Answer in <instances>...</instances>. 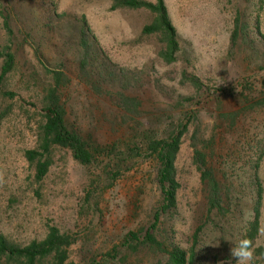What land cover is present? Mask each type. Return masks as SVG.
I'll return each mask as SVG.
<instances>
[{"label":"rangeland","instance_id":"rangeland-1","mask_svg":"<svg viewBox=\"0 0 264 264\" xmlns=\"http://www.w3.org/2000/svg\"><path fill=\"white\" fill-rule=\"evenodd\" d=\"M114 1L0 0V236L25 246L55 225L77 238L70 261L88 264L128 232L148 228L162 203L153 165L88 200L96 171L60 147L47 177L37 180L26 151L40 146L54 82L47 67L58 68L67 80L62 100L69 124L99 142L146 131L163 135L191 112L177 160L178 207L162 217L158 236L189 251L201 228L193 264H237L231 249L247 238L252 264H264V105H254L264 100V39L250 43L242 34L240 46L232 45L238 15L249 34L258 22L264 34V0H165L181 45L172 63L160 57L159 36L143 33L155 15L146 8L113 9ZM10 55L12 67L1 78ZM84 55L87 69L81 68ZM190 75L237 91L246 79L254 88L251 102L210 96ZM119 94L141 102L135 113L122 108ZM196 148L218 173L224 214L208 212ZM125 253L122 264H167V256L148 246ZM0 264H7L5 257Z\"/></svg>","mask_w":264,"mask_h":264},{"label":"trees","instance_id":"trees-1","mask_svg":"<svg viewBox=\"0 0 264 264\" xmlns=\"http://www.w3.org/2000/svg\"><path fill=\"white\" fill-rule=\"evenodd\" d=\"M112 7L113 9L127 7L150 10L155 16L152 22L144 26L143 33L159 36L160 42L164 45L160 51V57L166 63H172L178 59L181 50L179 33L172 22L165 0L154 2L148 0H115ZM249 33L248 27L244 25L243 19L238 15L232 34L233 47L240 46L238 40L242 34L243 39L250 43L264 39L260 22L257 24V32L255 34ZM83 41L87 42L85 36ZM80 62L81 68H86L85 55L80 58ZM12 63L13 56L10 55L1 78L10 71ZM47 70L54 75V82L46 95V122L42 128L41 143L38 149L26 151L28 161L36 165L37 180L42 182L47 177L52 165L53 150L60 147L69 150L74 159L82 165L96 171L90 182L88 200L90 198L97 199L98 196L113 188L128 173L145 165L155 167L158 186L161 191L162 203L155 210L148 228L128 232L121 244L115 245L106 253L95 255L88 264H122L123 254L126 251L125 254L130 250L137 251L141 246H148L167 256V264H193L195 246L201 228L196 232L194 246L189 251L176 244H167L158 236L162 217L178 207V191L181 188V183L177 176V160L184 137L192 123L191 112H185L180 121L163 135L146 131L125 141L99 142L84 136L78 129L69 124L66 106L62 100L63 89L67 85L65 75L58 68L50 69L47 67ZM188 79L196 88H206L210 96H224L240 100L242 103L251 102L248 95L252 93L254 88L246 79H242L243 81L238 83L239 91L235 87H212L205 84L196 75H190ZM119 98L120 105L128 112H134L137 106L141 104L136 98L126 94H119ZM189 100L188 98L185 99V101ZM254 105L263 106L264 100H258ZM193 139L195 140V136ZM194 163L197 165L202 182L207 189L208 212L226 213L224 190L218 181V173L214 166L210 165L208 154L204 149H195ZM76 242V237L62 232L55 225H51L48 227L44 239L32 241L25 246L13 244L7 238L0 236V257H5L7 264H74L70 261L69 249Z\"/></svg>","mask_w":264,"mask_h":264},{"label":"clouds","instance_id":"clouds-1","mask_svg":"<svg viewBox=\"0 0 264 264\" xmlns=\"http://www.w3.org/2000/svg\"><path fill=\"white\" fill-rule=\"evenodd\" d=\"M231 249L233 257L237 258V264H252L254 260V247L252 241L244 238Z\"/></svg>","mask_w":264,"mask_h":264}]
</instances>
